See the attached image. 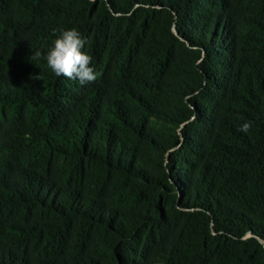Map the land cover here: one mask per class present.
Returning <instances> with one entry per match:
<instances>
[{"label":"trees","instance_id":"1","mask_svg":"<svg viewBox=\"0 0 264 264\" xmlns=\"http://www.w3.org/2000/svg\"><path fill=\"white\" fill-rule=\"evenodd\" d=\"M0 264H264V0H0Z\"/></svg>","mask_w":264,"mask_h":264},{"label":"clouds","instance_id":"2","mask_svg":"<svg viewBox=\"0 0 264 264\" xmlns=\"http://www.w3.org/2000/svg\"><path fill=\"white\" fill-rule=\"evenodd\" d=\"M86 39L76 28L61 30L47 51V66L57 76L78 80L81 85L94 82L97 78L94 68L90 66L92 57L83 51ZM41 53L36 51L32 56L39 57ZM30 79L39 80L40 75H33ZM251 128L250 122H244L237 129L247 133Z\"/></svg>","mask_w":264,"mask_h":264}]
</instances>
